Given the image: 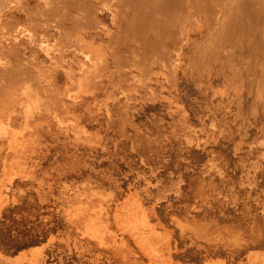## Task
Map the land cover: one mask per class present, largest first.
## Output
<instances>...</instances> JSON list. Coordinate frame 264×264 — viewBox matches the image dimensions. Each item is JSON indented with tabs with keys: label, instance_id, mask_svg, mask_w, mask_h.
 <instances>
[{
	"label": "rangeland",
	"instance_id": "1",
	"mask_svg": "<svg viewBox=\"0 0 264 264\" xmlns=\"http://www.w3.org/2000/svg\"><path fill=\"white\" fill-rule=\"evenodd\" d=\"M0 264H264V0H0Z\"/></svg>",
	"mask_w": 264,
	"mask_h": 264
}]
</instances>
